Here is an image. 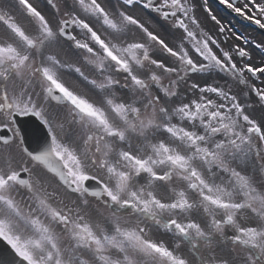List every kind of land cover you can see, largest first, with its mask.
<instances>
[{
  "label": "snow or ice",
  "instance_id": "6c2138e0",
  "mask_svg": "<svg viewBox=\"0 0 264 264\" xmlns=\"http://www.w3.org/2000/svg\"><path fill=\"white\" fill-rule=\"evenodd\" d=\"M0 264H264V0H0Z\"/></svg>",
  "mask_w": 264,
  "mask_h": 264
},
{
  "label": "rangeland",
  "instance_id": "374dc122",
  "mask_svg": "<svg viewBox=\"0 0 264 264\" xmlns=\"http://www.w3.org/2000/svg\"><path fill=\"white\" fill-rule=\"evenodd\" d=\"M237 27L239 28L240 26H239V25H237ZM253 35H255V33H253Z\"/></svg>",
  "mask_w": 264,
  "mask_h": 264
}]
</instances>
